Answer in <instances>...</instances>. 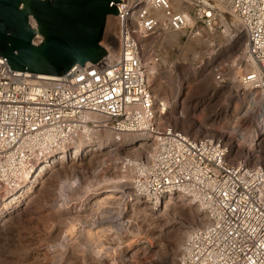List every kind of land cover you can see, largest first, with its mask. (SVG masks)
Returning a JSON list of instances; mask_svg holds the SVG:
<instances>
[{
    "label": "built area",
    "instance_id": "1",
    "mask_svg": "<svg viewBox=\"0 0 264 264\" xmlns=\"http://www.w3.org/2000/svg\"><path fill=\"white\" fill-rule=\"evenodd\" d=\"M115 6L96 63L50 76L11 70L0 57V219L27 204L20 192L38 188L37 174L62 167V197L79 190L80 202L95 204L115 185L107 200L152 222L176 206L196 209L192 223H176L185 229L177 264H264V0ZM170 37L192 44L198 61L184 62L204 88L223 91L225 111L188 108L195 96L186 89L174 103L155 99L156 44ZM183 114L187 124L176 120Z\"/></svg>",
    "mask_w": 264,
    "mask_h": 264
},
{
    "label": "rangeland",
    "instance_id": "2",
    "mask_svg": "<svg viewBox=\"0 0 264 264\" xmlns=\"http://www.w3.org/2000/svg\"><path fill=\"white\" fill-rule=\"evenodd\" d=\"M171 39L172 38H166L164 42L156 44L158 60L153 72L151 70L152 74L150 73L152 88L155 84L165 86L171 82L174 77L183 79L176 65L184 63V60L191 66L198 61L195 60L196 58L192 59V57L188 55L194 52L193 46L188 47V45L192 44L185 45L187 47L184 49L185 46L182 45V41L179 42L176 39ZM187 67L190 66L187 65ZM198 74L196 72L193 76H197L194 80L192 77L190 78V84H192V86L189 84L188 92H190L192 96H195L192 97L195 103H199L201 105L200 107L206 104V107L210 100L207 98L213 92V89L216 91L217 96H219V90L221 89L204 88L205 82H203L204 80L200 81ZM187 83L188 82H186L184 78V85L182 88L186 89ZM206 91L209 93L208 97L204 98V101H200L201 98L203 99L202 95L206 94L204 93ZM229 91L231 92V90ZM153 92V94H155V99L159 100L165 97L162 98V101L166 100L169 102L170 100L171 103L173 102L168 93H166V95L162 89L158 91L154 90ZM216 93L211 99L216 100ZM226 94L228 95L229 102L230 94H228V92ZM196 97H198V101H195ZM224 101L228 105L226 96H224ZM191 105L192 104H190V106ZM223 110H225V108L220 111L222 112ZM188 119H190L189 116ZM63 171L58 170L56 174H54L55 172L53 173L50 179L46 180L45 178L44 180H46V182L43 184V187L40 189L38 187L37 189L39 190L35 189L33 193H31L35 199L30 200V202L29 199L27 202L25 201L27 205H23L19 212L17 211L14 213V215L9 218L11 220L7 219L2 221L0 219V225H3L2 230H0V264H58L59 262L56 261L59 260V257L56 259V254H61L60 251H63L64 248L66 249L67 244L65 242H67V240L73 241V239L81 237L83 234L82 232L88 229L92 232L96 230L94 235L97 237L93 244L88 243L87 246L83 245L85 251H83L82 254H78V257L80 256V258H82L80 260L82 261L79 260V263H76L75 259H73L74 257L67 255L70 257L67 259L68 261L66 262L63 260L61 263L172 264V262H174L173 257L174 255L176 257L178 248L177 243L180 240V231H182V226H178L176 223L179 221L178 218L186 221L185 216L188 214V209L190 211L189 213L195 214L194 208L191 209V207L186 205L177 206V208H175L177 211L174 212L170 210L171 212H167L162 218L154 220L153 222L142 220L140 217L134 219L139 213L136 210L130 212L128 205H126L121 198L116 202L107 203V207H105L106 210L103 207L100 209L102 211H93L91 208V206L94 205L93 202H80L83 193H79V190L74 191L72 196L71 193L65 197L61 196V181L64 174H68L67 171ZM107 183L109 182L106 181L105 184ZM39 185L41 186V184ZM114 188H117V186L114 185ZM114 188H110L108 191L106 190L105 193L110 192V197H112L111 195L113 194ZM105 189L103 188L101 191ZM32 195L30 196L32 197ZM65 200L67 202H65ZM6 210H8V207ZM131 213L133 217L131 220L134 222L135 226L130 229V234H126L124 223L127 217H130ZM188 224L189 222L184 223V225ZM57 231L62 232L60 234L61 240L45 242L44 236L46 234L56 233ZM53 255L54 258L52 257Z\"/></svg>",
    "mask_w": 264,
    "mask_h": 264
},
{
    "label": "water",
    "instance_id": "3",
    "mask_svg": "<svg viewBox=\"0 0 264 264\" xmlns=\"http://www.w3.org/2000/svg\"><path fill=\"white\" fill-rule=\"evenodd\" d=\"M121 0H0V57L11 70L60 76L96 63Z\"/></svg>",
    "mask_w": 264,
    "mask_h": 264
},
{
    "label": "bare ground",
    "instance_id": "4",
    "mask_svg": "<svg viewBox=\"0 0 264 264\" xmlns=\"http://www.w3.org/2000/svg\"><path fill=\"white\" fill-rule=\"evenodd\" d=\"M109 18V17H108ZM170 38H172V37H170ZM189 47V46H188ZM186 50H188V49H186ZM176 68H177V70L181 73V77H183V79H181V78H179L177 75V77L178 78H176V77H174V78H172V81L171 82H169L167 85H163V86H161V85H159V84H155L154 85V87L152 88V91H158L159 89H162L163 90V92L166 94V93H168V95L172 98V101H173V103L174 102H176L179 98H180V96H181V94H182V92H184V89L185 88H182L183 87V85H184V78H185V81L186 82H188L187 83V88H186V92L188 91V88H189V84H190V78L192 77V79L194 80L197 76H195V77H193L195 74H196V72H197V70L196 69H191L190 67H187V65H186V63L184 62V63H182V64H179V65H176ZM150 73H151V70H150ZM149 73V74H150ZM190 74H191V76H190ZM199 75V74H198ZM149 79H150V77H149ZM202 80H204V79H202V78H200V81H202ZM151 81V80H150ZM203 83V82H202ZM194 86V85H193ZM193 89V88H192ZM217 89V88H216ZM198 90V89H197ZM220 92V94H219V96H217V93H216V91L213 89V92L209 95V97L207 98V99H210L209 101H208V106H206L207 108H210L211 109V114L212 113H214V112H219L221 109H226V107L228 106L226 103H225V101H224V93H223V91L222 90H219ZM218 92V91H217ZM154 93V92H153ZM216 93V100H214V99H211L212 98V96L214 95ZM167 95V94H166ZM211 96V97H210ZM157 100V99H156ZM161 102H162V104L163 105H167L168 104V101H166V100H164V101H162L163 99L161 98V99H159ZM205 99H203V101H204ZM158 101V100H157ZM201 101V100H200ZM205 103V102H204ZM219 103H220V106H222L221 107V109H217V108H219L220 106H219ZM225 103V104H224ZM205 105L206 104H204L202 107H204V108H206L205 107ZM201 105L199 104V103H194V104H192L191 106L189 105V108H193V109H195V108H199ZM234 106H235V108L237 107V105L236 104H234ZM225 111V110H224ZM185 113V112H184ZM217 113H216V115H217ZM219 113H221V111L219 112ZM187 115V114H186ZM185 114L183 115V116H181L182 118H180V119H177L176 118V120H180L183 124H187V120H189L188 119V116H186ZM171 116H174L175 117V113H174V111H171ZM214 122V121H213ZM189 125H190V123H189ZM58 170H61V171H63L64 169H62V167H60V168H57ZM56 172V171H55ZM54 173V172H53ZM52 174V173H51ZM51 176H53V174L51 175ZM40 177V179L38 180V182H39V184H41V186L39 185L38 187H39V189L40 188H42L43 187V184L46 182V180L47 179H50V178H46V180H44L45 179V177L43 176V177H41V174L39 173V174H37L36 175V177H35V180H37V178H39ZM49 177V176H48ZM112 188H114V186L112 187ZM39 189H37V190H39ZM44 189V188H43ZM36 190V191H37ZM31 191H32V188L30 189V188H28V187H26L25 188V191H22V192H20V196H22L23 197V199H24V201L25 200H28L29 199V202H30V200H32V199H35V197L32 195V197L30 196V198L29 197H26L25 198V195L27 194V193H31ZM24 192H26L25 194H24ZM43 193V192H42ZM111 194V193H110ZM27 196V195H26ZM112 196V195H111ZM110 198H112V197H110V195H108L107 194V196H104V197H102V198H100L99 200H97V202L93 205V206H91V208H92V210L93 211H95V210H100V209H102L103 207H104V209L106 210V208L105 207H107L106 206V204L107 203H113L114 201H108ZM7 198H5L4 200H6ZM108 199V200H107ZM28 202V203H29ZM27 205V204H26ZM184 206V205H183ZM109 207V206H108ZM177 207V206H176ZM9 208V207H8ZM110 208V207H109ZM175 208V207H174ZM192 209V208H191ZM195 210V214H191V213H189L190 211H189V209H188V214L185 216L186 217V222H189V223H192L196 218H197V210L196 209H194ZM52 211V210H51ZM100 211H102V210H100ZM100 211H99V213H100ZM171 211H177L176 209H173V210H171ZM170 211V212H171ZM1 212V211H0ZM6 211L5 210H3L2 212H1V214L2 213H5ZM109 212V211H108ZM7 213V212H6ZM11 212H9L8 214H10ZM97 213V212H96ZM173 213V212H172ZM179 213V212H178ZM66 214V213H65ZM102 214H103V212H102ZM177 214V213H176ZM183 214V213H182ZM100 215H101V213H100ZM13 216V215H12ZM73 218V217H72ZM176 218V217H175ZM9 220H11V219H9ZM72 220V219H71ZM1 221V220H0ZM2 226L3 225H0V230H2ZM104 226V225H103ZM6 229V228H5ZM9 229V228H8ZM65 229V228H64ZM98 230V229H97ZM102 230V229H101ZM96 231V230H95ZM95 231L94 232H92L91 230H85L84 232H82L83 234H82V236L81 237H78V238H76V239H73V241H68L67 240V242H65L67 245H66V249L64 248L63 249V251H60V253L61 254H59V253H57L56 255V259L59 257V260L58 261H56V262H59L60 264H67L66 262L68 261L67 259L68 258H70V257H74L73 259H75V261H76V263H79V260L80 259H82V258H80V256L78 257V254L79 253H81L82 254V252L83 251H85L84 250V247H83V245L85 246H87V244L88 243H90V244H93L94 243V241L96 240L95 238L97 237H95ZM100 232V231H99ZM98 232V233H99ZM62 232H60V231H57L56 233H49V234H46L45 236H44V238H45V242H50V241H54V240H59L60 238H61V236H60V234H61ZM108 233V232H107ZM184 234H185V229L183 230V231H180V236H179V238H180V240L179 241H181L182 240V237L184 236ZM98 235V234H97ZM11 236V235H10ZM24 237V236H23ZM73 238V237H72ZM80 238V239H79ZM178 238V237H177ZM78 239V240H77ZM61 240V239H60ZM63 240V239H62ZM178 241V242H179ZM84 242V243H83ZM22 243V242H21ZM178 244V243H177ZM180 244V243H179ZM97 246V245H96ZM87 248V247H86ZM91 248V247H90ZM61 250V249H60ZM70 250V251H69ZM91 251H93L92 249H90ZM69 251V252H68ZM88 251V250H87ZM55 252V251H54ZM59 252V251H58ZM1 253V252H0ZM56 253V252H55ZM87 253V252H86ZM53 254V253H52ZM61 255H63V256H61ZM67 255H70V257H68ZM87 255V254H86ZM90 256H91V254H90ZM12 257V256H11ZM35 257V256H34ZM53 258H54V255L52 256ZM83 257H85V256H83ZM96 257V256H95ZM46 258V257H45ZM90 258H92V257H90ZM94 258V257H93ZM173 259H174V262H172V264H177L176 262V257H175V255H174V257H173ZM8 260V259H7ZM33 260H35V259H33ZM63 260H65L66 262H64V263H61V261H63ZM93 260V259H92ZM53 261H54V259H53ZM80 261H82V260H80ZM56 262H54V263H56ZM85 262V261H84ZM12 263V262H11ZM58 263V264H59ZM82 263V262H81ZM86 263V262H85ZM96 263V262H95ZM48 264H53V263H48ZM84 264V263H83ZM98 264V263H97Z\"/></svg>",
    "mask_w": 264,
    "mask_h": 264
}]
</instances>
